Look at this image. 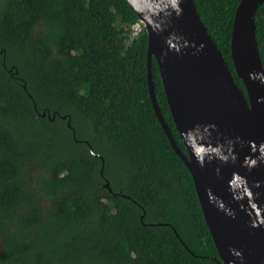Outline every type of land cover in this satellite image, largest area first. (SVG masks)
<instances>
[{"label": "trees", "instance_id": "1", "mask_svg": "<svg viewBox=\"0 0 264 264\" xmlns=\"http://www.w3.org/2000/svg\"><path fill=\"white\" fill-rule=\"evenodd\" d=\"M194 1L246 94L242 0ZM138 25L126 0H0V264H224ZM256 25L264 65V4Z\"/></svg>", "mask_w": 264, "mask_h": 264}, {"label": "water", "instance_id": "2", "mask_svg": "<svg viewBox=\"0 0 264 264\" xmlns=\"http://www.w3.org/2000/svg\"><path fill=\"white\" fill-rule=\"evenodd\" d=\"M126 1L149 37L155 112L193 177L222 262L264 264V65L256 25L264 0H242L233 25L232 61L246 94L194 0ZM154 60L187 154L159 106Z\"/></svg>", "mask_w": 264, "mask_h": 264}, {"label": "built area", "instance_id": "3", "mask_svg": "<svg viewBox=\"0 0 264 264\" xmlns=\"http://www.w3.org/2000/svg\"><path fill=\"white\" fill-rule=\"evenodd\" d=\"M136 30H137V32H139L140 30H142L141 26L138 25V26L136 27Z\"/></svg>", "mask_w": 264, "mask_h": 264}]
</instances>
